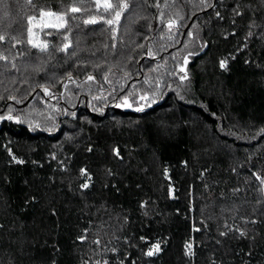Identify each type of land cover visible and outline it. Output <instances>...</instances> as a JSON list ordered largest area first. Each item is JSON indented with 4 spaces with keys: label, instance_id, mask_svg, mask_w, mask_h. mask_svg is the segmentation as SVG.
Instances as JSON below:
<instances>
[{
    "label": "trees",
    "instance_id": "1",
    "mask_svg": "<svg viewBox=\"0 0 264 264\" xmlns=\"http://www.w3.org/2000/svg\"><path fill=\"white\" fill-rule=\"evenodd\" d=\"M111 3L0 0V264H264V0Z\"/></svg>",
    "mask_w": 264,
    "mask_h": 264
},
{
    "label": "snow or ice",
    "instance_id": "2",
    "mask_svg": "<svg viewBox=\"0 0 264 264\" xmlns=\"http://www.w3.org/2000/svg\"><path fill=\"white\" fill-rule=\"evenodd\" d=\"M29 2H31V0H29ZM157 6H159V5H157ZM127 8H128V4H127V3H117V4L114 6L112 3H109L108 0H104V2H103V6H102V11L108 13L110 16L114 14V19H115V21H119L122 12H123L125 9H127ZM70 11L73 12V13H76V12H79V11H80V8H79V7H72V8L70 9ZM40 15H41V16L51 15V13H47V12H43V11H41ZM33 19H35V18H34V17H30V18H29L30 22H31ZM57 19H59V20H63L64 17H63V16H59V17H57ZM104 22L107 23V24H109V25H112V24L114 23V20H113V19H107V20L104 21ZM84 23H85V24H96V23H98V21H97L95 18H92V19H87V20H85ZM48 26H49V27L62 28V27H64L65 25H64V24H59V25H48ZM4 39H5V37H4L3 35H0V41H3ZM64 39L67 40L68 37L65 36ZM28 43H31L32 46H33L34 48H39V50H40L41 52H46L47 49H48V47H49V45H48L47 43H39V44H37V43H33L31 40L28 41ZM70 46H71L70 43H65V44L63 45V48H61V49H59V50L66 51ZM53 47L55 48V45H53ZM0 59H2V60H7V57H6V56H3V55H0ZM224 66H225V64H224V62L222 61V62H221V67H224ZM69 78H71V77H69ZM88 79H89V80H93L94 77L89 76ZM42 90L45 92V94H48V89H47V88H43ZM12 99H14V97H12ZM138 110H141V109H138ZM11 118H12L11 116L7 117V119H11ZM116 155H119V152H118V151L116 152ZM81 173H82V174H86L84 169H81ZM257 178L259 179V177H257ZM89 179H90V177H89ZM261 183H264V180H262ZM88 186H89V185H88L87 183H85V184L82 185L83 188H87ZM0 227H2V226H0ZM198 230H199V229H197V231H198ZM221 235H226V233H223V232H222ZM241 235H243V233H241ZM80 239H84V237H80ZM97 243H98V241H97ZM191 247H192L191 244H188V245H187V248H188L189 251L191 250ZM159 250H160V246H159V243H157V244H155V245L153 246V249L150 250L147 254H148L149 256H151V255L154 254V252H158Z\"/></svg>",
    "mask_w": 264,
    "mask_h": 264
},
{
    "label": "rangeland",
    "instance_id": "3",
    "mask_svg": "<svg viewBox=\"0 0 264 264\" xmlns=\"http://www.w3.org/2000/svg\"><path fill=\"white\" fill-rule=\"evenodd\" d=\"M99 7L103 6L104 0H96ZM109 3H111V0H108ZM51 13V12H50ZM58 16L51 13V15H46L45 21L47 25H56L58 22H60L59 19H57Z\"/></svg>",
    "mask_w": 264,
    "mask_h": 264
},
{
    "label": "water",
    "instance_id": "4",
    "mask_svg": "<svg viewBox=\"0 0 264 264\" xmlns=\"http://www.w3.org/2000/svg\"><path fill=\"white\" fill-rule=\"evenodd\" d=\"M10 102H13V101L11 100ZM5 119H6L5 117H0V121H3Z\"/></svg>",
    "mask_w": 264,
    "mask_h": 264
},
{
    "label": "built area",
    "instance_id": "5",
    "mask_svg": "<svg viewBox=\"0 0 264 264\" xmlns=\"http://www.w3.org/2000/svg\"><path fill=\"white\" fill-rule=\"evenodd\" d=\"M188 244H190V243H188ZM188 244H187V245H188ZM186 250L189 251L188 248H187V246H186Z\"/></svg>",
    "mask_w": 264,
    "mask_h": 264
}]
</instances>
